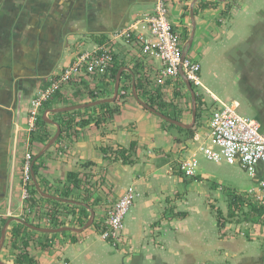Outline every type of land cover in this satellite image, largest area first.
Masks as SVG:
<instances>
[{
    "label": "crops",
    "instance_id": "0c3cea01",
    "mask_svg": "<svg viewBox=\"0 0 264 264\" xmlns=\"http://www.w3.org/2000/svg\"><path fill=\"white\" fill-rule=\"evenodd\" d=\"M156 1L0 0V218L24 220L28 212L21 199L24 153L31 151L34 160L56 132L49 120L61 126L65 118L73 119V128L34 160L45 183L41 186L33 175L41 190L47 189L43 192L56 195L50 190L70 187L72 195L66 199L84 202L94 212L92 224L82 231L40 232L27 227L16 240L12 228L19 221H10L0 263L30 264L17 262L26 254L34 264H264V215L219 225L215 211H226L232 194L242 193L244 201L253 202L249 189L264 180V163H258L256 174L250 176L238 164L211 161L200 150L209 142L211 111L220 105L210 94L236 106L264 129V0H163L183 49L187 47L186 56L198 60L203 69V85L194 90L207 110L192 125V137L141 106L131 88L116 101V112L99 108L100 104L48 110L91 102V93L107 92L109 84L95 75L74 78L61 86L48 107L43 105L40 116L50 136L46 142L27 135L34 94L81 51L101 45L110 49L113 63L128 69L121 73L131 74V84L134 69L145 78L149 93L158 92L171 118L191 122V97L182 78L181 83L177 77H161V62L141 51L139 28L117 36L151 12ZM210 73L219 82L211 84ZM125 82L120 75L118 94L124 92L120 86ZM113 89L114 83L112 94ZM122 149L130 163L119 156ZM192 157L198 159L196 174L184 176L179 163ZM200 160L216 166L200 165ZM238 169L249 178L239 175ZM69 172L77 174L80 187L66 181ZM129 185L137 197L114 246L99 232L108 209ZM48 199H39V213L28 214L27 222L52 228L45 221L52 210L59 212L57 227L79 228L85 223L78 225V206L90 216L85 206L63 201L64 205H55Z\"/></svg>",
    "mask_w": 264,
    "mask_h": 264
},
{
    "label": "built area",
    "instance_id": "2783aa9c",
    "mask_svg": "<svg viewBox=\"0 0 264 264\" xmlns=\"http://www.w3.org/2000/svg\"><path fill=\"white\" fill-rule=\"evenodd\" d=\"M139 28L136 39L141 51L158 59L162 68V78H176L182 69L192 87H202L200 77L201 65L198 60L182 57L183 46L179 34L167 17V7L163 0H157L151 12H145L136 22L117 33V36L129 34ZM131 29V30H130ZM112 53L107 46L101 45L93 49L81 51L74 60L65 66L48 84L39 89L30 99L27 117V135L37 129L40 110L44 103L51 100L62 85L82 75L103 76L112 62ZM122 93H124L122 91ZM220 105L214 107L210 115L209 142L200 147L203 155L211 161H224L227 164H238L250 176L256 174L258 163H264V129L259 122L242 115L231 103H224L210 94ZM33 153H24L22 163L21 199L30 196L27 185L32 181ZM198 165L197 158H187L179 163V168L186 176H194ZM249 193L259 204L264 206V180L249 189ZM137 197L133 185L125 188L120 197L108 209L99 237L118 244L120 233L124 228V219ZM49 222V219H45Z\"/></svg>",
    "mask_w": 264,
    "mask_h": 264
},
{
    "label": "trees",
    "instance_id": "16d2710c",
    "mask_svg": "<svg viewBox=\"0 0 264 264\" xmlns=\"http://www.w3.org/2000/svg\"><path fill=\"white\" fill-rule=\"evenodd\" d=\"M113 59L112 58V62L111 65L108 67L106 73L103 75V79L102 81L105 82V85L110 86V88L108 89L107 92H98V93H91L90 98L92 100H95L97 98H100L104 95H110L112 94V86L115 80V75L116 72L118 70V68L120 67V63H113ZM133 74L135 75V88L136 91L139 95L140 98H142L145 102H147L149 105H151L152 107L156 108L157 110L161 111L162 113H164L165 115H168L171 117V114L166 111L163 107H165V103L159 98V94L158 92H152L149 93V91L146 89L145 87V78H140V74L138 73V71L133 69ZM121 76L126 77V82L121 84L120 86V90H124V93H119L116 100H114L111 103H101L100 105H98L99 108H105L108 109L109 107H111V111L112 112H116L118 111L119 108V104L116 103V101L120 100L121 98L123 99L125 97V95H128L130 93V88H131V74H129L128 72H122ZM178 80L181 81V78L178 76L177 77ZM103 82V83H104ZM194 88V87H193ZM45 107L49 106L48 101L46 103L43 104ZM43 107V106H42ZM207 110V106L206 103L204 102V100L202 99L201 95L199 92H197L196 94V122L198 124V120L200 119V117L202 116V114L204 113V111ZM111 113V112H110ZM175 118V116H173ZM103 119V118H101ZM63 123L60 126V135L57 138V141L61 138V135L64 133H68L70 132V130L73 128V119L72 118H65L63 119ZM166 123V122H165ZM170 126L176 127L178 129H180V131H184L186 132V137H192L193 132H194V128L191 129H184L182 127L176 126L174 124L168 123ZM44 126H46V123L44 122V120L41 119V116L37 122V129L32 132L30 134V138L31 140L37 139L39 140L41 143L46 142L49 139V134L47 132V130L44 129ZM56 142V141H55ZM132 146V145H131ZM123 152H125L124 149L119 150V156L121 157L122 161L125 163H130L131 161L129 160V154H123ZM40 164L36 163L35 161L32 163V173L37 174L38 176V170H39ZM186 176V175H184ZM41 182V186L42 184H44L45 182L42 180V178H40V176H38ZM192 177V176H191ZM66 181L71 183L74 187H80V180L77 177V174L74 172H69L67 174L66 177ZM68 183V184H69ZM28 187V191L30 193V196L25 200L26 206H25V210L27 209L28 212L27 214H25L26 216H24V220L27 222L29 221L28 219V214L30 213H39V199H43V197L39 196L36 187L34 185V182L31 181L30 184L27 185ZM61 188H55V190H50L51 193L58 195L59 197L62 198H68L71 197L70 195H72V191L70 189V187L67 188H63L62 190H60ZM43 191L47 192V189L43 188ZM230 202L227 206V210L226 211H222L220 209H216V216H217V220L219 225H223L227 222H236V223H240L246 220H249L250 218H253L254 216L260 218L261 216L264 215V206L259 204L257 201L253 200V202L249 201L248 203L246 201H244L243 199V194H232L230 197ZM50 202H53V204L55 205H64L63 202H61L60 200H55V199H48ZM84 201H88L87 198L83 199ZM246 206V207H245ZM78 209L80 210V216L78 217V225H83L86 220L88 219V211L81 206H78ZM28 215V216H27ZM59 212L56 211H49L48 215L45 217V219H49V226L54 228L57 226H60L61 223L58 221L59 217ZM8 218H0V231L1 228L3 226V224L6 222ZM16 226L12 228V238L13 240H16L17 238H19V236L21 234H23L28 228L26 225H24L23 223H19L16 222ZM36 225L38 226L39 223H36ZM18 263H30V264H34V260L32 258H27L26 254H22L21 259L17 260Z\"/></svg>",
    "mask_w": 264,
    "mask_h": 264
},
{
    "label": "water",
    "instance_id": "95a60500",
    "mask_svg": "<svg viewBox=\"0 0 264 264\" xmlns=\"http://www.w3.org/2000/svg\"><path fill=\"white\" fill-rule=\"evenodd\" d=\"M190 37L192 38V34H191ZM186 48L187 47L184 46V49H183V52H182V57L186 56V50H185ZM123 69H127V68H125V67L119 68L117 73H116L112 96L96 99V100H93L91 102H86V103L77 104V105H73V106L56 108V109H48V110L52 111V112L53 111L64 112V111H69V110H73V109H79V108H83V107H90V106H93V105L114 101L116 99L117 95H118L119 83H120V75H121V71ZM179 75L182 78L187 90L190 93V97H191V122L190 123L186 124V123H183V122H181V121H179L177 119L171 118V117L165 115L164 113H162L161 111L157 110L156 108L152 107L151 105H149L147 102H145L141 98H139L138 93H137L136 88H135L134 76L132 77L131 93H132V96L134 97V99L141 106H143L145 109L149 110L150 112L154 113L155 115L159 116L161 119L166 120V121H168L170 123L179 125V126H181L183 128H191L192 125L195 123V120H196V92H195L194 88L192 87L191 83L189 82V80H187V78H186L185 74L183 73L182 69L179 70ZM46 121H48V120H46ZM49 122L56 126V132L44 144V146L41 148L39 153L36 155V158L41 156L42 154H44L55 143L56 139L58 138V136L60 134V126H59V124L57 122H54L53 120H49ZM36 158H34V160ZM34 160H33V162H34ZM32 178H33L32 180H33V182L35 184L36 190L38 191V193L42 197L56 199V200H60V201H63V202L74 203V204L85 206L90 211V216L87 219V221L85 222V224L83 226L79 227V228L71 227V226H63V227H57V228L41 227V226H36L34 224L26 222L23 219L18 218V217H10L4 223V225L2 226L1 231H0V249L3 247L4 242H5L7 225L12 220L19 221V222L23 223L24 225H26L27 227H29L31 229H34V230H37V231H40V232H60V231H65V230L82 231V230L88 228L93 222L94 212H93V210L91 208H89V206L86 205V203L75 201V200H70V199H66V198H62V197H59V196H56V195H52V194H47V193H45V192H43L41 190V188L39 187L38 182L35 179L33 173H32ZM0 264H3V263H0Z\"/></svg>",
    "mask_w": 264,
    "mask_h": 264
},
{
    "label": "rangeland",
    "instance_id": "374dc122",
    "mask_svg": "<svg viewBox=\"0 0 264 264\" xmlns=\"http://www.w3.org/2000/svg\"><path fill=\"white\" fill-rule=\"evenodd\" d=\"M205 68H206V66H205ZM205 68H204V70H205ZM202 71H203V69L201 70V72ZM201 72H200V77H201V81L203 82V78H202ZM221 73H223V72H220V77H221ZM204 74H205L204 76H207L206 74H208V73L205 72ZM208 76H210L211 84H216L217 82H219V79H216V77H214L211 73ZM199 164L200 165H203V166H216V163L210 162V161H205V160H200L199 161ZM228 166H235V165H228ZM238 174L239 175H244L245 177L249 178L248 174H245V172L242 171L241 169H238ZM246 183H247V181H246Z\"/></svg>",
    "mask_w": 264,
    "mask_h": 264
}]
</instances>
